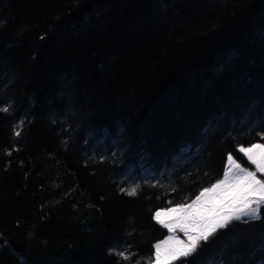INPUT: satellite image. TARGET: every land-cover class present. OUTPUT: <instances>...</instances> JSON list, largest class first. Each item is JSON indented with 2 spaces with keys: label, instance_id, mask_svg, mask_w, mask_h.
<instances>
[{
  "label": "trees",
  "instance_id": "1",
  "mask_svg": "<svg viewBox=\"0 0 264 264\" xmlns=\"http://www.w3.org/2000/svg\"><path fill=\"white\" fill-rule=\"evenodd\" d=\"M9 105L0 264H147L154 212L264 143V0H0ZM261 216L174 264H264Z\"/></svg>",
  "mask_w": 264,
  "mask_h": 264
},
{
  "label": "snow or ice",
  "instance_id": "2",
  "mask_svg": "<svg viewBox=\"0 0 264 264\" xmlns=\"http://www.w3.org/2000/svg\"><path fill=\"white\" fill-rule=\"evenodd\" d=\"M9 107L0 111L7 112ZM14 135L20 136V131H15ZM258 135L264 139V133ZM237 150L254 170L242 166L229 153L221 179L203 188L191 203L177 204L174 208L157 210L153 214V219L167 229L169 235L153 245L155 251L147 264H174L175 261L186 260L195 256L202 243L207 244L219 230L227 228L232 222L247 223L262 218L264 179H259L257 173L264 175V143H253L247 147L240 145ZM138 188L139 185H136L121 191L135 196ZM161 211L177 215L173 219L164 220L160 219ZM176 232L183 233L186 239L175 236ZM112 252L123 260L130 259L125 251L116 252L111 249Z\"/></svg>",
  "mask_w": 264,
  "mask_h": 264
},
{
  "label": "rangeland",
  "instance_id": "3",
  "mask_svg": "<svg viewBox=\"0 0 264 264\" xmlns=\"http://www.w3.org/2000/svg\"><path fill=\"white\" fill-rule=\"evenodd\" d=\"M250 145H251V144H250ZM247 146H249V145H245V147H247ZM237 149H238V147L236 148L235 153L232 154L233 157H234V159H235L236 161H238L242 166L254 170L253 166L250 165V164L248 163L247 159H246L241 153H239ZM235 155H236L238 158L235 157ZM226 163H227V157H226V160H225V165H226ZM224 168H225V166H224ZM224 168H223V172H224ZM222 177H223V173H222V175H221V177H220L219 179H221ZM257 177H258L259 179H264V175H261L260 173H257ZM217 180H218V179H217ZM214 183H215V182H214ZM208 187H210V186H208ZM198 194H199V193H198ZM193 199H195V197H194ZM193 199H192V200H193ZM192 200H191V201H192ZM191 201L188 202V203H191ZM215 202H216V203H219V201H215ZM188 203H187V204H188ZM174 207H175V206H170V207H167V208H174ZM167 208H162V209H158V210H164V209H167ZM156 211H157V210H156ZM156 211H155V212H156ZM155 212H154V213H155ZM176 215H177L176 213H170V212H166V211H161V217H160V219L170 220V219L175 218ZM166 230H167V229H166ZM168 235H169V233H168V230H167V234H166L163 238H161L160 240L165 239ZM174 235H175V236H179L181 239H186V237L184 236L183 233L176 232ZM160 240H158V241H160ZM158 241H157V242H158ZM157 242H156V243H157ZM154 244H155V243H154ZM154 251H155V250H154Z\"/></svg>",
  "mask_w": 264,
  "mask_h": 264
}]
</instances>
